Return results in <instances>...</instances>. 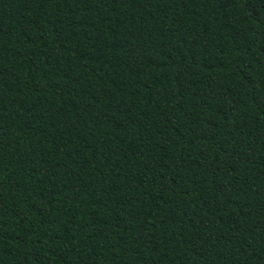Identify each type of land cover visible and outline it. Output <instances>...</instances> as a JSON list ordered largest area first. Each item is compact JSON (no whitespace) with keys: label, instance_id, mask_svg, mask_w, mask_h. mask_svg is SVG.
Returning a JSON list of instances; mask_svg holds the SVG:
<instances>
[{"label":"trees","instance_id":"trees-1","mask_svg":"<svg viewBox=\"0 0 264 264\" xmlns=\"http://www.w3.org/2000/svg\"><path fill=\"white\" fill-rule=\"evenodd\" d=\"M0 264H264V0H0Z\"/></svg>","mask_w":264,"mask_h":264}]
</instances>
